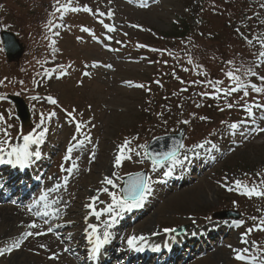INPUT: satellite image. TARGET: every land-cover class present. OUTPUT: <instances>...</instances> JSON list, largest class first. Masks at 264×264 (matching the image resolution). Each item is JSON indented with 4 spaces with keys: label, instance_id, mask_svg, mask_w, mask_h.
Masks as SVG:
<instances>
[{
    "label": "rangeland",
    "instance_id": "374dc122",
    "mask_svg": "<svg viewBox=\"0 0 264 264\" xmlns=\"http://www.w3.org/2000/svg\"><path fill=\"white\" fill-rule=\"evenodd\" d=\"M77 1L78 7L86 5L93 12L67 13L69 20L78 24L74 28L69 27L59 42L63 62H70V68L73 69L65 71L67 75H60L63 70L50 76L45 74L50 73L49 69L43 73L37 71L39 61L35 56L39 41H35L31 30L28 33L20 30L26 58L23 59V54L18 62L7 63L0 52V95L18 91L20 96L28 100L34 113L33 129L40 122L41 115L48 117L49 113L55 112L56 115L46 119L42 125V128L47 129L43 141L49 142L56 154H61L48 165L49 170L46 168L41 171L40 179L45 186L52 182L59 186V190L52 191L50 195L55 204L51 200L48 223H44L45 219L36 218L34 212L29 211L30 205L0 202V249L4 250L0 264H86L80 261L78 254H74L78 249L73 250L75 244L83 239L84 222L91 218L98 233L101 232L105 209L113 205L111 194L118 195L117 190L124 176L144 169L151 178V191L145 201L153 205L132 227L124 232L122 229V244L129 237H139L150 229L156 236L140 242H155L166 233L164 229L191 223L197 227L203 224V215L234 210L242 215L244 223L227 230L225 237L216 242L213 250L185 264H242L234 259L233 249L248 248L249 255H259L252 242L255 241L260 249H264V231H253L248 235V244L241 243V235L259 223V219L254 221L252 217L264 216V198L250 199L235 190L230 182L242 178L248 183L264 178V132L253 131L257 127L264 128V108L256 107L257 103L264 104V95H257L250 89L248 97H243L242 91L225 95L224 92L215 93L210 85L191 83L205 82L213 77L224 81L219 87L227 91L231 83L224 73L241 65L252 67L258 74V81L259 76H264V63H260L264 58L258 59L259 55L256 57L255 54L257 50H250L240 40L238 28L234 24V18L241 12L239 0H209L205 4L206 9L200 0ZM250 1L253 10L249 16L252 15V20L249 23L242 19L241 32L261 25L257 12L264 20V0ZM257 2L258 5L253 6ZM243 3L246 4V0ZM100 21L114 27L115 31L108 32ZM185 22L195 31V44L185 55L181 58L174 55L169 60L164 52L151 51L169 45V40L177 36V29ZM6 25L15 32L19 31L18 25L12 23L9 16L3 19V26ZM132 25L139 27L134 28ZM83 27L89 31H81ZM143 43L153 47H138ZM203 55L204 63L200 60ZM188 58L200 63L202 68L192 67ZM252 59L259 66L254 67ZM228 61L233 63L228 64ZM107 65H111V68ZM182 66H186L189 71H183ZM201 71L207 75L198 74ZM237 74L245 77L243 73ZM247 77L252 76H246V80ZM128 81L132 85L143 84L145 87L130 86L126 83ZM260 83L256 84L259 86ZM45 91L47 94L40 96ZM205 92L210 95H201ZM49 96L58 103L51 104L47 100ZM3 101L0 99V116L3 117L0 130L7 129L10 133L9 144L4 146L7 152L18 146L22 148L24 141L19 138L12 140L13 135L15 137L19 133V122L11 106ZM229 103L234 106L228 108ZM244 106L252 107V116H249ZM73 109L76 110L73 113L76 122L82 123L80 132L76 131L75 122L67 115ZM200 117L206 119L201 120ZM184 120L190 123H182ZM231 123L239 125L240 133L227 134V139L222 138L226 125ZM182 124L186 126L184 145L188 153L200 150L197 154H205L214 161L206 165L207 168L200 167L198 174L191 173L194 178L188 177L181 187L161 194L166 190L160 188L158 178L153 175L155 171L145 160L144 149L139 146L145 145L155 136L174 131ZM126 138L132 141L134 151H125V156L131 155V159L125 158L121 166L116 167L114 160L118 146ZM2 139L5 137L0 131ZM205 141L208 143H205L204 148H194ZM76 144H82L84 148H74L71 160L65 161L67 149ZM48 150L49 163V158L53 159L56 154L51 157ZM183 161L173 163V166L177 165L173 168L163 167V172L173 170L175 174L183 173L186 166L182 167V164L189 166L186 159ZM73 165L76 167L72 168ZM69 168L72 171H69L70 175L64 181L63 175L68 174ZM157 169V174L162 172L160 167ZM187 175L190 176V173ZM105 177L112 178L116 186L104 183ZM225 184L228 186L225 187ZM229 187L234 190L229 191ZM92 197L98 199L93 203ZM24 201H29V197L24 198ZM5 204H8L7 208L3 206ZM89 204L92 207H88ZM94 210L102 212L99 219L94 215ZM86 212L90 214L89 217ZM33 221L41 225L40 229L28 228ZM49 227L53 229L50 233L47 232ZM29 230L46 234L24 239L23 233ZM16 240L22 241L20 247L9 252L8 246Z\"/></svg>",
    "mask_w": 264,
    "mask_h": 264
},
{
    "label": "snow or ice",
    "instance_id": "6c2138e0",
    "mask_svg": "<svg viewBox=\"0 0 264 264\" xmlns=\"http://www.w3.org/2000/svg\"><path fill=\"white\" fill-rule=\"evenodd\" d=\"M262 7H264V5H262ZM54 8V12L51 13L50 15H55V13H60L61 14V19L63 18V15L65 13L68 12H72V13H76L79 11H83L86 13H92L93 10L91 8H89L88 6H83L82 8L80 7H76L73 6L72 0H64V2L62 3L61 0H55V3L53 5ZM100 15H104V13H100ZM109 15H112V13H109ZM49 25L51 26L49 30H51V28L55 27L58 28L59 26L54 24L53 21H49L48 22ZM101 24L104 25V27L108 30V32H113L115 31V28L112 26H109L107 24H104L103 21H100ZM132 27H139L138 25H132ZM81 31L84 32H88L89 29L86 27H83L81 29ZM240 30L237 29V32H239ZM241 36L243 37V39H245V41L249 44L252 45L253 44V40L249 39L248 37L244 36L243 33H240ZM54 35L58 36L59 32L56 31L54 32ZM257 41L260 44L261 48H264V36L262 37H257L256 38ZM56 41L52 40L51 44L53 45V51H56L54 45H55ZM138 47L140 48H144L146 47L145 45L141 44L138 45ZM151 51L153 52H161V54H163V52L167 51V50H160V49H151ZM169 55H171V52H168ZM259 58H264V51H260L259 52ZM165 63H167L165 61ZM188 63L191 64L192 60L191 58H189ZM228 64H232V61H228ZM260 63H264V59L260 60ZM96 65L94 64L93 67H95ZM257 66H259V64H257ZM62 67V66H61ZM106 67L111 68V65H107ZM197 68H202V66L197 65ZM184 71H189L188 68L183 69ZM237 73H243V75L246 76H252V77H257L258 74L253 71L252 67H244L243 65H241L239 68H234L232 70H228L226 71L224 74L226 75V77L228 78V80L231 83V86L227 88V91H225L224 89H222L221 87H219V85L223 84L224 81L222 80H208L205 82H199V81H192L191 83H204L205 86H211L214 89L215 93H220V92H224L225 95H229L231 93H236V92H243V97H248L249 96V89L251 90V92L256 93L257 95H264V76H259L258 79L261 82L260 85L258 86L256 83H246L241 75L237 74ZM46 75H51V73H45ZM198 74L200 75H207L206 72H198ZM61 76L67 75V72L65 71H61L60 73ZM84 75H90V73H84ZM173 75H175V73H173ZM128 83L130 86H135V87H139V88H144L145 85L143 84H136V85H132L131 81L126 82ZM157 84H160L159 81H156ZM181 83H184V81H181ZM162 86V85H161ZM150 91V89H148ZM186 90V89H184ZM201 95L207 96L210 95V93H201ZM35 99V97H34ZM47 100L55 105L58 103V101L49 96L47 97ZM200 105H197V107H199ZM234 105L229 103L227 105L228 108H232ZM245 110L247 111V113L249 114V116L253 115V109L251 106H244ZM257 108H264V104H260L257 103L256 104ZM76 110L73 109L72 112H68L67 115L70 119H72L75 122V128L77 132L81 131L82 128V123L80 122H76V117L74 116V112ZM56 113L55 112H51L49 113L48 117H45L43 115H41L40 117V122L35 126V129H33V131L29 132L26 135L22 136V139L24 141L23 147L22 148H11L10 151L6 152L5 149V145L9 144V140H10V133L8 132L7 129H3L0 130L3 133V136L5 137V139L0 140V154H6L8 159L6 160L4 158L3 155H0V164L2 163H15L17 165H26L29 162V158L33 155H39V153H33L29 151V146L30 145H39L42 141L43 138L46 134L47 129L46 128H42V125L45 123L46 119H51V117L55 116ZM3 117L0 116V120H2ZM201 120L206 119V117H200ZM182 123L184 124H189L190 121L188 120H184L182 121ZM239 125L236 123H233L231 125L232 129H236ZM8 127H11V125H9ZM253 131L260 133V132H264V128H255L253 129ZM73 139H76L75 137H73ZM131 143L132 141L129 139H125L124 143L122 145L118 146V153L115 157L114 160V164L116 167H120L122 164V161L127 158V159H131V155H128L127 157L125 156V151H127L128 153H131L134 151V149L131 147ZM205 143H208V141H205L204 143H200L194 146V148H204ZM76 147V145H72L70 146L67 151H66V155L64 156V160L65 161H69L71 160V153L73 152L74 148ZM140 148L144 149L143 155L149 159L152 160L153 164H157L161 161H172V162H178V158L181 155V150L185 149L186 146L183 144V142H177L176 145L171 148L170 150H168L167 152L164 153H151L149 152L148 148L146 145H140ZM137 155H140L139 152L136 153ZM184 159H188L187 155L183 156ZM76 165H73L72 168H75ZM72 168L67 169V171H72ZM113 175L115 176V173H113ZM247 176V174H245ZM257 176H259V174H257ZM117 179H119V177H117ZM227 177H225V180L227 181ZM104 183L108 184V185H115V181L112 178L109 177H105L104 178ZM150 183H151V178L145 174L142 173H136L134 175H130L129 179L126 182V187L124 188V192L126 193V195L123 196H117L115 193L111 194V198L113 201V205H117L120 208H127V207H131L134 205H138L140 202H142L145 198L146 195L151 191V187H150ZM231 184L234 185V189L237 191H240L242 195L247 196L248 198H264V178L258 179L256 181H252L250 180L248 183H245L241 180H235V181H231ZM225 187H227L228 185L225 184ZM232 187H229L228 190L232 191L234 190ZM58 191L59 188L58 186L55 187L54 189H49L48 191ZM104 191H107V189H104ZM48 199V195L47 193L42 194L38 201L35 202V204L29 208V211H32L33 208H37V210L34 212V215L36 217H47L48 216V212L44 211L41 212L39 210V208L37 207V205H39V203L41 201H47ZM93 203L98 199V197H92L90 198ZM129 201H132L133 204H129ZM55 202V201H54ZM48 205L45 203L44 207H47ZM88 207H92V204H89ZM112 210V205H110L108 207V209H105V211L111 212ZM94 215L96 216L97 219L100 218V216L102 215V212L100 211H95L94 210ZM252 219L255 221L257 219H259V223L258 224H254L253 227L246 229L245 233H243L241 235V243L243 244H248L249 241L246 239V237L248 235H250L253 231H264V216H261L259 218L257 217H252ZM44 223H48V221L45 219ZM244 223V221H236L235 224L237 227L241 226ZM41 225L38 224L36 221H33L32 223H30L28 225L29 229H40ZM88 227L91 229V233L88 234L87 239L89 240L90 243H93V237H95L94 240V248L93 251L94 252H99L100 248L102 245L106 244L109 239H110V233L108 231H104L103 236L101 237V235L98 234V228L96 225H92L89 224ZM108 227H111V225H108ZM53 229L51 227H49L47 229V232H52ZM164 231L167 232H175V229H164ZM46 233L41 232V231H26L25 233H23V237L24 239H27L28 237H32V236H39V235H44ZM145 239L144 236H131L127 239V244L129 246V248H134L138 251H142L143 248L138 247V243L140 241H143ZM20 240H16L14 242H12L9 246H8V251L11 252L13 249H18L21 245ZM252 245L254 248L257 249V251L260 253L259 255H249L250 250L248 248H244V249H233V252L235 253L234 259H236L237 261L242 262V264H264V249H260L259 245L253 241ZM41 247H44L43 245H41ZM231 247V246H229ZM4 255V250L0 249V256Z\"/></svg>",
    "mask_w": 264,
    "mask_h": 264
},
{
    "label": "trees",
    "instance_id": "16d2710c",
    "mask_svg": "<svg viewBox=\"0 0 264 264\" xmlns=\"http://www.w3.org/2000/svg\"><path fill=\"white\" fill-rule=\"evenodd\" d=\"M12 0H0V4H5L8 10V15L11 18L12 23L15 25H18L19 31L18 36L22 40V34L20 30L22 29L26 33H28L31 30V33H34L33 37L35 38V41L38 43L39 41V49L36 51L35 58L41 62L40 66H43V63L46 62H53L54 65H58V62H56L55 59V52H60V49L57 47V44L59 43L60 39L57 38V36H54V40L56 41L54 47L56 51H53V45L47 41L48 37L51 36L50 32V25L49 21H55L58 20L61 24L58 28H53L54 30L59 31L62 26L64 25L63 18L61 19V16H58L57 13L55 15H50L54 12L53 5L55 3V0H31L36 1L35 6H30V8L25 10L27 4H23L19 9H14L11 5ZM30 1V0H29ZM244 0H239V6H240V19L243 17H246L247 13V5L243 3ZM247 1V0H246ZM63 3L64 0H61ZM73 5L75 4V0H72ZM202 3L205 4L208 3V1L203 0ZM3 6V5H2ZM206 9V8H205ZM239 17V15L237 16ZM234 18V24L235 26H240V19ZM69 26H71L68 22H66ZM172 40H169V45H166L165 48L159 47L162 50L165 51V55L169 56V60L171 58H174V55H177L179 58H181L183 55H185L186 51L192 49L193 45L195 44V32L192 30L191 26H189L186 22L183 23L178 29H177V36L175 38H171ZM176 40V41H173ZM148 44V43H147ZM168 52H171V55L168 54ZM28 53V51H27ZM27 55L24 56L26 58ZM23 58V59H24ZM22 59V60H23ZM193 58H191L192 60ZM22 60L20 65H22ZM189 60V58L187 59ZM200 60H203L204 63V55L201 56ZM69 65V63H68ZM178 65V64H177ZM192 67L197 65H200L198 62H192ZM58 68V67H57ZM57 68L54 66L53 69L57 70ZM186 66H182L181 69H185ZM179 70V66L177 68ZM184 71V70H183ZM208 80L215 81L217 79H214L213 77L208 78Z\"/></svg>",
    "mask_w": 264,
    "mask_h": 264
},
{
    "label": "water",
    "instance_id": "95a60500",
    "mask_svg": "<svg viewBox=\"0 0 264 264\" xmlns=\"http://www.w3.org/2000/svg\"><path fill=\"white\" fill-rule=\"evenodd\" d=\"M0 38L2 41V46H3L5 56L8 61H11L12 59L16 58L17 56L21 54L22 47L19 44L18 40L15 38V36L11 32H5V31L1 32ZM11 99L15 104L17 117L19 118L22 124H25L29 117L27 108L25 107L21 99L14 98V97H12ZM184 135H185V127L180 126L173 133L160 135V136L153 138L147 143L146 146L149 152L153 154L164 153L170 150L171 148H173L177 142H183ZM139 173L144 174V172H139ZM129 177L130 175L123 178V185L121 188V192L123 195H126V193L124 192V188L126 187V182L129 179ZM226 215H232L235 217L237 216L235 212H225V213L220 214V216H226Z\"/></svg>",
    "mask_w": 264,
    "mask_h": 264
},
{
    "label": "bare ground",
    "instance_id": "6f19581e",
    "mask_svg": "<svg viewBox=\"0 0 264 264\" xmlns=\"http://www.w3.org/2000/svg\"><path fill=\"white\" fill-rule=\"evenodd\" d=\"M183 153H184V151L183 152H181V155L179 156V158L183 155ZM178 158V159H179ZM170 163V162H169ZM41 195H39L38 196V199H39V197H40ZM38 199L36 200V201H38ZM43 201H41L39 204H41ZM86 213H88V212H86ZM89 217V216H88ZM91 219V218H90ZM90 219H88V220H86L84 223H85V226H86V228L82 231V235L84 236V238L82 239V240H80V243H82L83 241H84V243L87 241V243H88V245L91 247H93L94 248V241H93V243H90L89 242V240L87 239V236H88V234L89 233H91V229L88 227V225L89 224H92V222L90 221ZM12 218L10 219V222H12ZM153 230L152 229H150L148 232H146V233H141V236H144L145 238H147V237H153V236H156V234L155 233H153L152 232ZM94 238V237H93Z\"/></svg>",
    "mask_w": 264,
    "mask_h": 264
}]
</instances>
